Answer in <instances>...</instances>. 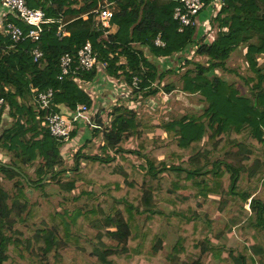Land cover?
<instances>
[{
  "label": "trees",
  "instance_id": "obj_1",
  "mask_svg": "<svg viewBox=\"0 0 264 264\" xmlns=\"http://www.w3.org/2000/svg\"><path fill=\"white\" fill-rule=\"evenodd\" d=\"M202 1L203 10H209L212 0ZM25 3L30 8L43 10L45 16L54 22L44 25L39 41L43 47V56L37 61L33 60L32 55L34 42L26 38L13 46L12 41L0 32V97L5 101L3 109L7 106L8 114L13 119L11 125L0 134V147L11 152L14 161L13 164L0 161V172L6 178L19 176L28 185L41 189L46 181L67 171L73 172V178L65 187L68 191L82 181L95 183L98 180L106 186L107 193L112 197L111 206L120 208L123 217L112 219L108 216L106 221L109 222L98 226L100 234L91 237L92 243L86 242L89 248L101 241V238L110 237L117 242L108 248L103 244L101 247L94 246L100 264H114L117 257L126 258L124 253L128 251L145 258L153 256L143 252V243L155 240L156 245L160 244L157 235L159 221L162 218L171 220L151 204L160 195H165L164 200L172 206L169 215L173 216L172 222L179 230L176 240L165 255L167 262L205 264L202 258L208 255L213 261L210 264H264V243L261 242V238H264V200L255 193L259 186H264V90L261 88L264 66L261 67L257 62L258 56L264 54V0H221L218 10L208 20L209 28L204 35L199 34L200 26L177 31L178 22L173 18V10L179 0H25ZM104 3L114 5L111 18V23L117 27L114 33H105L95 26L93 10ZM8 19L27 30L28 26L16 17L9 16ZM61 23H64L62 30L66 34L58 36ZM208 32L213 34L212 37ZM157 37L163 45L155 44ZM87 40L92 43L98 60L105 63V73L112 77L123 76V84L132 91L149 89L143 94L144 97L158 92L166 74L174 73L181 65L191 63L187 49H193L194 55L205 57L207 65L195 61L194 70H187L182 75V90L204 95L208 102L205 112L212 118L208 124L211 134L203 140V124L191 117L164 124L163 130L174 132L171 140L159 149L164 150V158H157L159 150L145 156L150 177H135L131 163L121 155L120 159L129 170L125 175L111 173L115 156L108 154H77L73 167L63 166V152L71 146V139L77 136L78 126L70 132L67 142L52 136L42 124L44 110H40L35 92L53 90L49 108L52 111H58L59 104H65L71 110L81 104L90 107L92 100L79 82L93 80L97 70H78L75 74L58 78L61 55H73L75 64L77 50ZM134 44L147 48L155 60L156 57H177L179 64L177 68L163 69L158 61L152 62V58ZM242 44L246 48L244 57L247 65L257 74L255 87L260 89L252 93V97L241 95L223 79L217 76L210 78L208 75L214 69H226L225 63L230 54ZM191 71L193 75L189 74ZM133 77L139 79L135 86L132 84ZM129 105L127 99H119L114 104L110 113V126L101 131L103 150L115 149V153L122 154L123 135L136 127V114ZM96 120L97 126L90 128L93 134L101 129L100 117ZM174 125L178 127L176 130ZM221 138L239 146L233 154L240 156L236 158L239 164L227 161V156L232 154L229 150L225 152L226 160H211L212 153L220 151L225 145L216 140ZM142 148L144 150L146 145ZM187 155L188 158L184 160ZM78 157H84L92 163L91 167L80 171ZM38 158L42 162L35 170L37 179L30 180L19 163L32 165ZM164 159H169L172 164L166 165ZM222 166L230 173L224 190L220 188ZM91 169L98 170V175L93 179H85ZM127 175H133V179H124ZM187 189L191 191L189 196L180 194V191ZM86 193L92 194L90 191ZM211 193H221L220 205L225 207L230 203L229 211L233 217L225 223L224 228L230 231L232 227L241 234L240 250L229 248L221 242H213L210 239L212 222L196 212L199 197L207 201ZM8 199V192L0 185V264L7 259L5 253L8 247L16 245L6 231L12 229L15 222L23 223L32 216L29 209L24 217L16 215L15 220L11 219L12 209ZM222 206L219 209L224 212ZM93 215V211L76 212L74 228L83 233L84 222L91 220ZM123 225L127 226V230L123 229ZM114 227H117L116 230H111ZM40 232L36 231L35 244L44 256H48L56 249L59 239L53 230H47L42 236ZM62 234L64 240L70 237L67 231ZM71 237L77 239L73 235ZM154 248L158 250L156 246Z\"/></svg>",
  "mask_w": 264,
  "mask_h": 264
},
{
  "label": "rangeland",
  "instance_id": "obj_2",
  "mask_svg": "<svg viewBox=\"0 0 264 264\" xmlns=\"http://www.w3.org/2000/svg\"><path fill=\"white\" fill-rule=\"evenodd\" d=\"M110 7L114 10V5L111 4ZM110 28L108 31H110ZM206 28L208 30V26ZM199 34H202V28L199 29ZM208 34L212 33L208 32ZM134 46L141 50H146L144 46H140L139 44H134ZM245 52L246 48L244 44L238 46L227 59L225 63L226 69H214L210 71L208 75L210 78L217 76V78H221L227 84H230L241 95L252 97V93L260 89L255 87L257 74L248 67L244 57ZM145 55L152 58V62H156L148 50L145 52ZM190 56L191 63H186L185 66L181 65L182 67L176 72L174 71L172 76H169L168 79L164 78L155 95L149 94L144 97L143 94H146L149 89L138 92L134 91V89L133 91L130 89L127 100L130 101L129 106L131 110L136 114L134 117L136 127L123 135L122 154L115 153V149L107 148L103 150L104 141L101 131H103L104 128H108L111 123L110 115L106 116V114H104L102 117L100 116V132L93 134V130H90L91 127L88 126L89 129L85 131L86 138L80 140V143L78 142L75 146L71 143V146L65 149L63 152V166L66 168L73 167L77 154H96L99 156H106L104 154H108L110 156H115L114 161H112L113 170H111V173L125 175L129 170L125 167L124 161L120 159L121 155L131 163L132 173L135 177L145 175L146 177H150V174L147 172L148 163L146 162L145 156H149L151 153H154L155 150H159L171 140L174 131L167 133L163 130L162 126L183 117H191L196 122L202 123L204 126L203 140H206L211 134V129L208 127V124L212 119L205 112L208 102L203 94L187 93L182 90V75L187 70H194L193 62L195 61L207 65V59L203 56L194 55L193 53H190ZM257 62L261 67L264 66V54L258 56ZM189 74L193 75V72L191 71ZM261 88L264 90V82ZM107 89L109 90L108 87ZM153 97H155V99ZM108 112H110V110H108ZM8 113L9 108L6 106L0 117V134L4 128L10 126L13 122V119ZM177 128L178 127L174 125V130ZM89 130L91 133H89ZM88 135L90 136L89 140ZM216 140H220L221 143L225 145H222L223 147L220 151L212 153L210 156L211 160L215 158L225 159V152L229 150L232 154L230 157L227 156V161L232 160L236 164H239L240 161L236 160V158H240V156H233L239 149V146L223 138ZM145 145L146 148L143 150L142 147ZM156 154L158 159L165 157V152L162 149ZM188 156L189 155L185 156L184 160H186ZM78 159L80 171L86 167H91L92 163H89L84 157H78ZM0 161L13 164L12 153L0 147ZM164 161L166 165L172 164L169 159H164ZM40 162H42V159L38 158L32 165L19 163V166L30 180H35L37 179L35 170ZM107 165H110V162H107ZM221 168L222 176L220 178V188L224 190L228 184L230 173L224 166ZM98 173V170L91 169L89 173H86L85 179H93ZM133 175L124 176V179L131 180L133 179ZM246 175V173L243 174L245 179H247ZM72 178L73 172L67 171L57 176L55 179L46 181L44 188L41 189L28 185L27 182L19 176L6 178V175L0 172V185L9 194L8 205L12 209L11 219L15 220L16 215L24 217L29 209L32 213L29 219L23 221V223L15 222L12 229L6 231L7 235L12 237L16 245L15 247H8L5 253L7 259L4 260L3 264H100L94 246L101 247L100 245L103 244L108 248L110 245H116L117 242L110 237L101 238L102 240L97 243L95 242L92 248L86 245V242L92 243L91 237L93 235L100 234L98 226L100 224H107L109 222L106 221L108 216H111L112 219L121 216L122 219L123 213L120 208L117 209V207L111 206L112 197L107 193V187L103 186L100 181L96 180L95 183H88V181L77 182L73 189L68 191L65 187ZM98 178L102 179V176ZM43 182H45V179ZM87 191L92 192V194L87 195ZM180 192L181 195L189 196L191 191L187 189ZM255 193L264 200V186H259ZM164 196L165 195H160L159 198H154L151 204L164 212L171 220L168 221L166 218H162L159 221L157 235L161 240L160 244L157 243L156 245L155 240L143 243V252L150 253L153 256L145 258L133 254L132 251H128L124 253L127 255L126 258L117 257L114 264H171L165 260V255L176 240L179 230L174 222H172L173 216L169 215L172 211V206L164 200ZM208 196L210 200L207 201H204L202 196L199 197L196 212L200 214L202 218H208L212 222L213 231L210 235V239L213 242H221L229 248L234 247L240 250L242 248L240 239L242 238L241 234L232 229V227L230 231L224 228L225 223L230 221L233 217V214L229 211L231 207L230 203L225 207L222 206V204L220 205L221 193H211ZM248 203L249 201L246 203L247 208L249 207ZM219 206L223 207L224 212L219 209ZM233 208L234 207H232V209ZM78 211L94 212L91 220L84 222L85 231L83 233L78 232L73 225V219ZM115 211L118 213H115ZM137 217H139V215H137ZM140 217L143 218L144 214ZM122 227L124 230H127V226L123 225ZM116 228L117 227H114L111 230H116ZM47 230H53L59 241L56 249L48 256H44L42 251L36 246L34 239L36 231H41L40 234L42 236L47 233ZM63 231H67L70 235L67 240L63 239ZM72 235L77 239H73V237H71ZM246 240L248 244H251L248 239ZM261 242L264 243V238H261ZM155 246L156 249H158L157 251L154 248ZM119 248L121 249V246ZM202 262L210 264L213 261L208 255H205L202 258ZM218 264L222 263L219 262Z\"/></svg>",
  "mask_w": 264,
  "mask_h": 264
},
{
  "label": "built area",
  "instance_id": "obj_3",
  "mask_svg": "<svg viewBox=\"0 0 264 264\" xmlns=\"http://www.w3.org/2000/svg\"><path fill=\"white\" fill-rule=\"evenodd\" d=\"M220 3L221 0L211 1L209 7L213 10L212 14L218 10ZM110 5V3H104L93 10L95 13L96 28L102 29L105 33H109L108 29L110 28V22L113 16V9H111ZM203 7L204 2L202 0H179L178 5L175 6L173 10V18L178 22L177 31L181 32L185 27H199L200 24L198 22V15L203 10ZM9 16H13L21 20L28 26L27 30L22 29L16 23L10 21L8 19ZM208 20L209 19H207V24H204L205 27L208 26L209 28ZM51 22H54V20L46 17L43 10L28 7L25 0H0V32L12 41L13 46L26 38L31 42H34L35 46L32 49L34 61L39 60L43 56V47L39 44V41L41 33L44 30V25ZM63 26L64 23H61L58 26V36L66 34V32L62 30ZM155 44L163 45L164 43L159 39V37H157L155 39ZM186 51L188 53H193V49H191V51L187 49ZM164 58L167 57H159L156 59L163 62ZM75 59L76 63L74 64L73 55H70L69 53L61 55L59 59V79H62L68 74H75L78 70L90 71L95 69L99 72V70H104L106 66L104 62H100L98 60L96 53L93 51L92 43L89 40H87L77 50ZM138 82L139 79L137 77H133L132 84L135 86ZM119 94L124 96H122V98L128 99L130 89L125 85L120 86ZM52 96V89L35 92V98L38 102L39 108L40 110H44L42 124L48 128L49 133L52 136L67 142L69 140L70 132L79 124L85 123L90 127L97 126L95 124V120L93 119L94 115L91 112V108L85 104L78 105L74 110L70 109L69 113L62 111L59 108V105L58 111L50 110L49 108ZM4 103V98L0 97V117Z\"/></svg>",
  "mask_w": 264,
  "mask_h": 264
},
{
  "label": "crops",
  "instance_id": "obj_4",
  "mask_svg": "<svg viewBox=\"0 0 264 264\" xmlns=\"http://www.w3.org/2000/svg\"><path fill=\"white\" fill-rule=\"evenodd\" d=\"M212 12H213V10L210 8L209 10H202L198 15V22L200 24V27L202 28V34L203 35L205 34L204 32H206L205 24H207V19L210 18V16L212 15ZM110 27L111 28H110L109 33H114L116 31V28H117L116 25L111 23ZM204 27H205V29H204ZM210 36H211V34H210ZM144 51L146 52L147 48ZM156 58H158V57H156ZM155 61L157 62L158 60L156 59ZM178 62H179V58H177V57H175V58H168L167 57V58H164L163 62L158 61L157 63H159L160 66L163 69H165L166 67L177 68ZM169 76H172V73L166 74V76L164 78L168 79ZM122 79H123V76L122 77L121 76L120 77H112V76L107 75L105 73V71L102 69V70H99V72L97 73L96 77L93 80L79 82L81 87L87 92L90 99L92 100V104H91L90 108H91L92 114L94 115L93 119L95 121H97L96 119L98 117H100V116L102 117L104 114H106V116L110 115L109 113H111V111L114 107V104L119 99H123L124 101H126L125 98H122L123 95L119 94V87L124 85V84H122V83H124V81ZM107 87L109 88V90L107 89ZM123 91H124V89H123ZM153 98L155 99V97H153ZM59 108L62 111H64L65 113H69V111H70V108H68L65 104H59ZM108 110H110V112H108ZM110 117H111V115H110ZM77 128H78L77 136L73 137V139H71V141L69 142L70 144L72 143L73 146H75V144H78V142L80 140H83L84 138H86L85 137V131L89 129L88 125L85 123L79 124ZM89 132H90V130H89ZM79 138H81V139H79ZM69 147L70 146H68V148Z\"/></svg>",
  "mask_w": 264,
  "mask_h": 264
}]
</instances>
